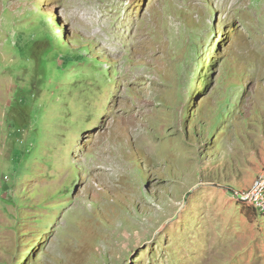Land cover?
Returning a JSON list of instances; mask_svg holds the SVG:
<instances>
[{"label":"rangeland","instance_id":"1","mask_svg":"<svg viewBox=\"0 0 264 264\" xmlns=\"http://www.w3.org/2000/svg\"><path fill=\"white\" fill-rule=\"evenodd\" d=\"M261 168L264 0H0V264H264Z\"/></svg>","mask_w":264,"mask_h":264},{"label":"built area","instance_id":"2","mask_svg":"<svg viewBox=\"0 0 264 264\" xmlns=\"http://www.w3.org/2000/svg\"><path fill=\"white\" fill-rule=\"evenodd\" d=\"M232 195L264 216V168L260 169L248 186L233 189Z\"/></svg>","mask_w":264,"mask_h":264},{"label":"crops","instance_id":"3","mask_svg":"<svg viewBox=\"0 0 264 264\" xmlns=\"http://www.w3.org/2000/svg\"><path fill=\"white\" fill-rule=\"evenodd\" d=\"M244 203V202H243ZM244 204H246V203H244ZM251 210L253 211V212H255L256 214H257V216L258 217H262L260 214H259V212L254 208L253 209V207L251 208ZM259 221H261V220H259ZM255 239V238H254ZM254 239H252V240H254ZM250 241V240H249Z\"/></svg>","mask_w":264,"mask_h":264},{"label":"trees","instance_id":"4","mask_svg":"<svg viewBox=\"0 0 264 264\" xmlns=\"http://www.w3.org/2000/svg\"><path fill=\"white\" fill-rule=\"evenodd\" d=\"M230 190L233 191L232 188H230Z\"/></svg>","mask_w":264,"mask_h":264}]
</instances>
